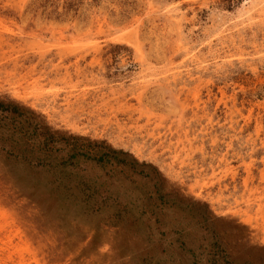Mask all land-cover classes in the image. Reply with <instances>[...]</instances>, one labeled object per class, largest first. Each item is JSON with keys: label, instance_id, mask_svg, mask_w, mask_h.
<instances>
[{"label": "rangeland", "instance_id": "1", "mask_svg": "<svg viewBox=\"0 0 264 264\" xmlns=\"http://www.w3.org/2000/svg\"><path fill=\"white\" fill-rule=\"evenodd\" d=\"M0 100V264H264V0H0Z\"/></svg>", "mask_w": 264, "mask_h": 264}, {"label": "trees", "instance_id": "2", "mask_svg": "<svg viewBox=\"0 0 264 264\" xmlns=\"http://www.w3.org/2000/svg\"><path fill=\"white\" fill-rule=\"evenodd\" d=\"M19 110V106L16 104L8 103L7 105L0 100V111H9V112H17ZM35 160L41 162L40 157H35Z\"/></svg>", "mask_w": 264, "mask_h": 264}]
</instances>
